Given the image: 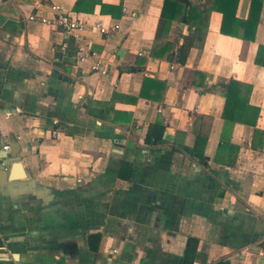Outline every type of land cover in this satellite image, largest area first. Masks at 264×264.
Wrapping results in <instances>:
<instances>
[{
  "label": "crops",
  "instance_id": "crops-1",
  "mask_svg": "<svg viewBox=\"0 0 264 264\" xmlns=\"http://www.w3.org/2000/svg\"><path fill=\"white\" fill-rule=\"evenodd\" d=\"M78 1L0 0V264H264V5L254 42L213 12L180 65L152 55L165 0H101L120 16ZM57 7L87 27L30 20ZM189 34L175 21L167 41ZM231 80L252 87L256 129L226 120L210 90Z\"/></svg>",
  "mask_w": 264,
  "mask_h": 264
},
{
  "label": "trees",
  "instance_id": "trees-1",
  "mask_svg": "<svg viewBox=\"0 0 264 264\" xmlns=\"http://www.w3.org/2000/svg\"><path fill=\"white\" fill-rule=\"evenodd\" d=\"M241 1L242 0H165L155 44L163 41H165V43L161 47H158L157 51L152 52L153 57L160 59L166 58V56L169 55L168 59L173 58L176 63L184 65L189 50L196 44H199L200 47L204 44L209 28L210 16L213 12H218L223 16L221 26L222 34L237 37L244 41L254 42L264 0H246L249 1L246 19L238 17ZM98 3L101 5V12L104 14L112 12L110 14L116 16L114 10L118 12V16L123 13L122 6H106L101 0H94L92 2V7ZM75 10L78 12L84 10L83 0L77 2ZM175 21L187 26L190 33L189 36L183 38L184 42L179 47L167 41L168 32ZM256 64L264 65V46H260L259 48ZM210 90L220 93L226 98L224 112L226 120L232 123H242L256 129L260 111L248 105V100L252 92V87L250 85L231 80L228 84H219L215 88H210ZM155 130H157V135L151 133ZM164 132L165 126L157 124L150 130L149 137H151V140L154 142H159ZM254 134L256 137L264 138V132L257 129ZM206 142L207 139L205 137H197L194 148V155L196 157L206 159L200 152L201 147L203 148ZM223 143L227 144L226 142ZM97 239L99 242L100 238L98 237Z\"/></svg>",
  "mask_w": 264,
  "mask_h": 264
},
{
  "label": "built area",
  "instance_id": "built-area-1",
  "mask_svg": "<svg viewBox=\"0 0 264 264\" xmlns=\"http://www.w3.org/2000/svg\"><path fill=\"white\" fill-rule=\"evenodd\" d=\"M57 14L54 19H48L45 17L33 15L30 17V20L37 21L45 25H52L57 28H59L62 32H64L66 35L73 34L77 31H82L87 27V22L85 20L76 19L68 16L64 10L60 7H57ZM94 28L100 29L103 33L106 32L104 28H102L101 24H96ZM78 53L80 57V62H88L93 60V63L91 65V70L96 73H100L103 76L108 75L107 69L102 65L101 62L96 61L95 54L89 51V48L80 44L78 47ZM57 125V124H56ZM9 145L7 144L4 149L5 151L9 150Z\"/></svg>",
  "mask_w": 264,
  "mask_h": 264
},
{
  "label": "water",
  "instance_id": "water-1",
  "mask_svg": "<svg viewBox=\"0 0 264 264\" xmlns=\"http://www.w3.org/2000/svg\"><path fill=\"white\" fill-rule=\"evenodd\" d=\"M170 61H172V58L170 59ZM8 158H12L11 154H8L6 151H4V157L3 159H8ZM17 159H15V161L11 162V165H15L17 168H21L22 164L20 163V159H18V157H16ZM7 163H5L6 165Z\"/></svg>",
  "mask_w": 264,
  "mask_h": 264
}]
</instances>
